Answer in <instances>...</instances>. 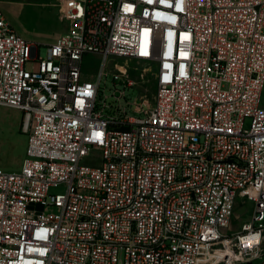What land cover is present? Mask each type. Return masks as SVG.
<instances>
[{
    "label": "built area",
    "instance_id": "2783aa9c",
    "mask_svg": "<svg viewBox=\"0 0 264 264\" xmlns=\"http://www.w3.org/2000/svg\"><path fill=\"white\" fill-rule=\"evenodd\" d=\"M59 1L72 26L45 55L0 9V106L28 136L0 169V264L261 257L264 0ZM239 198L252 217L228 233Z\"/></svg>",
    "mask_w": 264,
    "mask_h": 264
},
{
    "label": "rangeland",
    "instance_id": "374dc122",
    "mask_svg": "<svg viewBox=\"0 0 264 264\" xmlns=\"http://www.w3.org/2000/svg\"><path fill=\"white\" fill-rule=\"evenodd\" d=\"M59 0H0V9L12 24L15 30L29 42L40 44L41 53L45 55L46 45L56 43L58 36L66 32L72 26L62 16V8ZM100 65L88 63L85 65L86 75L93 74ZM36 62H29L28 69L37 68ZM132 67L143 69V65L132 63ZM109 71V69H107ZM111 74V73H110ZM147 78V77H146ZM112 75L109 76L106 94H110ZM140 87L130 89L129 98L134 101L140 94L146 95L149 101L155 91L153 81L140 84ZM113 86V85H112ZM103 88H105L103 86ZM139 88V89H138ZM261 107L264 108V90L261 97ZM22 113L8 107H0V169L8 172L21 170L22 162L26 157L28 136L22 132ZM62 189L58 190L61 191ZM253 212V204L246 198H239L228 233H237L243 223L250 222ZM232 252V250H230ZM218 259L224 258V253L218 251ZM247 264V263H243ZM252 264H264V248L261 257L255 259Z\"/></svg>",
    "mask_w": 264,
    "mask_h": 264
},
{
    "label": "bare ground",
    "instance_id": "6f19581e",
    "mask_svg": "<svg viewBox=\"0 0 264 264\" xmlns=\"http://www.w3.org/2000/svg\"><path fill=\"white\" fill-rule=\"evenodd\" d=\"M220 252H222V253H224V255H225V253L226 252H224V251H222V250H219ZM230 253L233 255L234 253L233 252H231L230 251ZM229 254V252H227V254L226 255H228ZM219 260H221V259H218V253H216V254H211V255H208L207 256V261L208 262H213V263H216L217 261H219Z\"/></svg>",
    "mask_w": 264,
    "mask_h": 264
},
{
    "label": "crops",
    "instance_id": "0c3cea01",
    "mask_svg": "<svg viewBox=\"0 0 264 264\" xmlns=\"http://www.w3.org/2000/svg\"><path fill=\"white\" fill-rule=\"evenodd\" d=\"M59 37V36H58ZM0 107H6V106H0ZM8 108H10V107H8ZM12 109H14V108H12ZM15 110H17V109H15ZM18 112H20L19 110H17ZM21 113V112H20ZM22 122V121H21ZM28 146V145H27ZM25 159V158H24ZM24 161V160H23ZM22 165H23V162H22ZM21 168H22V166H21Z\"/></svg>",
    "mask_w": 264,
    "mask_h": 264
},
{
    "label": "water",
    "instance_id": "95a60500",
    "mask_svg": "<svg viewBox=\"0 0 264 264\" xmlns=\"http://www.w3.org/2000/svg\"><path fill=\"white\" fill-rule=\"evenodd\" d=\"M247 264H252V262H249V263H247Z\"/></svg>",
    "mask_w": 264,
    "mask_h": 264
}]
</instances>
